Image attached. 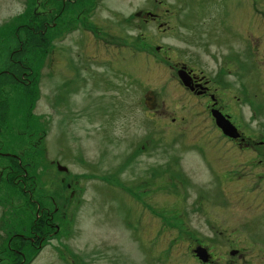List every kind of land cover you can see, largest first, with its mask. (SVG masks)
<instances>
[{"label": "rangeland", "instance_id": "374dc122", "mask_svg": "<svg viewBox=\"0 0 264 264\" xmlns=\"http://www.w3.org/2000/svg\"><path fill=\"white\" fill-rule=\"evenodd\" d=\"M32 1L0 0V71L9 70L15 60H21L36 74L28 87L12 83L0 72V153L20 159L18 167L15 160L0 156V264H201L192 256L197 248L191 249L196 245L212 254L211 264H219L218 257L230 248L248 247L231 231L236 224L242 229L241 223L251 212L248 207L252 203L245 201L248 196L239 193L253 185H249L247 162L238 156L233 164L231 147L205 143L212 133L208 129L209 136L203 135L201 116L166 127L172 118L185 114L176 112L181 96L171 85V76L161 69L155 47H170L173 55L183 59L186 19L198 20L195 28H210V23L214 28L223 26L222 18L228 14L225 16L234 28L238 25L230 45H254L258 60L255 74L264 82V0H161L157 9L164 22L161 27L158 22L143 19L145 10H156V2L105 0L96 17L106 20L98 23L105 32L100 35L106 45H87L77 57L80 61L88 58L86 63L96 73H104V78L84 76V83L81 75L76 76V55L71 45L72 52L68 47L63 49L64 58L57 48L53 50L44 64L51 56L52 63L45 68L38 45L16 44L19 37L25 40L28 34L17 29L24 13L17 14L26 3L33 8L37 0ZM46 3L47 11L54 12L55 1ZM76 35L69 34L66 41L72 42ZM46 36L47 45H57L59 36L54 26ZM34 41L38 44L37 39ZM58 58L64 63L61 68L66 64L60 77L54 69L59 66ZM206 62L209 73L212 64ZM38 69L42 78L37 75ZM14 73L18 76L20 72ZM26 76L32 80L29 73ZM75 76L81 80H75ZM75 83L77 89L69 94L67 88ZM147 91L162 96L155 99L159 116L153 120L143 102ZM58 93L64 95L63 101L70 100L62 115L57 106ZM20 99H24V105L22 102L19 106L32 105L31 113H17ZM161 100L166 101L168 110ZM240 112L241 121L253 126L250 109L243 106ZM40 114L48 115L50 121L43 156L26 151L42 134ZM260 119L264 121V114ZM22 152L24 156H20ZM54 161L67 168V174L56 173ZM23 165L24 182L16 178L11 183L12 176L22 175ZM9 169L15 171L12 176L7 175ZM226 172L230 173L228 179ZM178 174L185 180L174 176ZM66 183L77 188L74 197H70ZM222 183L229 184L233 191ZM255 192L250 190V200H254ZM50 195L59 211L66 213L63 236L31 259L30 254L36 251L31 244L13 240L7 245L5 241L12 230L31 236L28 225L36 219L37 206L29 205L28 198H39L43 207L53 211L55 206L45 198ZM13 246L19 253L30 254L24 260L17 258Z\"/></svg>", "mask_w": 264, "mask_h": 264}, {"label": "flooded vegetation", "instance_id": "af4514ba", "mask_svg": "<svg viewBox=\"0 0 264 264\" xmlns=\"http://www.w3.org/2000/svg\"><path fill=\"white\" fill-rule=\"evenodd\" d=\"M54 1V12L51 10L47 11V0H37V3L34 2L32 4L33 8H30L28 3H26L22 11L17 14L19 15L24 13V21L18 24L17 29L19 28L21 33L25 32V34H28H26L25 40H19L21 38L19 37L16 44L38 45L40 49L41 65L46 62L48 55L52 54L53 50H56V48L60 57L64 58L63 49L71 45L75 50L74 55H76V76L81 75L83 83L85 81L84 76H92L93 80L96 78L103 79L104 73H96L92 69L91 64L86 63L88 58L87 60L82 59V61H80L79 58L80 55L84 53V48L87 45H106L100 35L105 32L101 31L98 25V23L103 24L106 20L103 18L99 20L96 17L98 15L96 12L102 9V4L105 0ZM151 1L153 3H157L156 10H145L144 15L146 17L143 19L147 23L158 22L161 27L164 22L161 21V15L158 13L157 9L159 8V5H161L162 1ZM29 2L33 1L29 0ZM162 5L164 6L163 3ZM36 6L37 8H34ZM227 12H229L228 9ZM225 15L228 14H224V17L222 18L223 26L217 24L213 28L212 23H210V28H195L194 23L198 20L190 22L188 13H186V16L188 17L185 21V35L187 41L184 44L183 59L173 55L174 49L171 51L170 47L164 49L163 47L156 45L155 53L160 55L157 58H160L158 60L161 61V69L164 72L166 71L167 74L171 76V81H169L176 91L178 89V92L180 93L179 95L181 96V98L178 96V101H176V107L178 106L177 109L176 107L173 109H176V112L185 114L180 117L177 116L176 118H172L170 123L166 124V127L176 125L180 123L181 120L189 122V119L201 116V130L206 133L203 135L209 136L207 134L208 129H210V133H212V138L210 137L211 140L208 138L205 143H211L214 147H231L234 150V155H232L233 164L237 160L238 156L246 160L247 168L249 169V176H251V181L248 183L249 185H253L248 188L249 191L247 189H243V191H239V193H244L248 196V199L245 201H250L252 203L251 206L248 207L251 209V212L247 210L249 213L246 212L248 216L243 220V223H241L242 229H239V224H236L232 227L231 231L232 234H237V238L241 237L244 239L246 243H248V247L230 248L224 255H220L218 259L220 261L219 264H222L223 262L226 264H264V121L260 119L261 115L264 114V97H262L264 96V82H262L261 76H256L255 74V62L258 60L255 58L254 45H230L234 39L233 36L237 35L236 30H238V25L234 28L232 21H230ZM52 26L55 27L59 36V40L55 46L50 44L47 45L46 33ZM73 33L77 34L74 37V40L72 42L66 41L69 34ZM36 39L38 40V44L34 41ZM28 40L33 42H28ZM212 41H215L216 45H211L213 44ZM223 43L227 45H221ZM48 49H50L49 52ZM79 49L81 50L79 51ZM67 50L71 51V48L68 47ZM58 61L59 66L56 65L54 69L56 75L60 77V75H63L65 71L66 64L61 68L64 63L61 64L62 60L59 58ZM206 61L212 64V68L209 72L210 74L207 72L208 64ZM51 63L52 56L49 58V62L44 64L46 65L45 68H47V66ZM196 64L200 67L196 68ZM26 68L28 72L25 70ZM15 70L20 72L18 73V76L14 73ZM0 72H2V75L9 76L12 83H24L23 85L28 87L31 82L34 83V80H36L34 79L36 78V74H33L34 69L30 68L29 65H26V63L21 60H15L11 64L9 70H1ZM28 73L32 80L27 78L26 75ZM37 75L42 78V71H39L38 69ZM76 76L75 80L80 79ZM23 87L21 88L25 90L26 87ZM77 87L78 86L75 83L70 86V89L67 88L69 94L72 93V90H76ZM158 94L160 93L147 91L144 95L143 102L151 112V116L149 117L151 120L156 119L159 116L157 108L158 101L155 100L156 97L158 99ZM63 96L64 95H59V93L56 96L58 110L61 115L63 109L65 112V108L68 105L67 103L70 101L67 99L63 101ZM24 99H20L17 104V113L19 112L23 115L31 113L32 107L31 104L30 108L28 105L24 107L19 106L22 102L24 105ZM27 99L29 100V97ZM161 103L163 106H166V109L168 108L166 101L161 100ZM243 106L250 109V119L254 122L253 126L245 124V121H241L240 107ZM104 114L105 113L99 114L98 117H100V115L103 117ZM110 117L112 116H109L108 118L110 119ZM60 118L62 120V116ZM73 118H75V116H73ZM110 120H113V117ZM40 121L42 124H40L42 134L39 138L31 142V149L26 148V151H31L34 155L38 154V156H43L45 155V151L43 149L44 143L46 142L45 137H47V133L45 131L48 130V126L50 125L49 116L42 114ZM217 121L220 123L219 125L217 124ZM226 125L230 128H226ZM27 137H29V135ZM106 140L107 139H104V141ZM95 145L96 144H92L91 146L94 147ZM243 152L247 153L245 155H240ZM0 156L15 160L18 167L20 166L19 157L13 155L9 156V154L6 153L5 155L0 153ZM20 156H24V152L20 153ZM52 163L56 166V173L64 172L67 174L68 170H62L61 168H63V166L58 164L57 161ZM25 166L26 165H23L21 167L22 175L15 174V176H12L15 171L12 169H9V171L7 170V175L11 174L10 176H12L11 183H14L13 180L16 178H20L18 179V182H24L22 177H25ZM157 172L159 173V171L156 170V174ZM172 172L177 171L173 170ZM225 174L228 175L225 179L230 178L229 172H226ZM169 176L171 177V174H169ZM174 176H178L179 178H182V180H185V178L180 174ZM5 179L9 180V176ZM182 182L184 184V181ZM224 183H222V186ZM224 187L231 191L234 189L229 187V184H224ZM66 188L69 191L70 197H74L75 193L78 192L77 188H74L71 183H66ZM250 190L257 191L253 193L255 195L254 200H250ZM25 191L28 192L27 190ZM220 193H222V191ZM45 198H48L52 205L55 206L56 201L52 195ZM28 199L30 201L29 205L36 204L37 206L36 214H34L36 215V219H33L28 225V232L31 236L25 237L21 235L22 233H15V231L12 230V232L10 231L11 236L8 240L6 238L5 243H7V245H12L11 243H14L13 240H21V242L31 244L32 249L36 251L32 254L28 252L27 255L30 254L31 259H33L38 257L44 248L48 247V243L58 241L59 237L63 236L62 233L64 231L63 227L66 213L59 211V206H55L54 210L50 211L48 208L43 207L41 202H39V198L32 200L31 197H29ZM139 199L138 195L137 200ZM45 204L46 203H44V206ZM220 204L223 205L224 203ZM148 207L152 211L151 207ZM236 221V219L233 220V222ZM24 230L25 229H22V231ZM259 231H262L263 233H258ZM4 237H6V235ZM201 246L202 245H196L191 249V251L199 247L203 248V246ZM13 247L12 252L13 250L15 251V246ZM206 253L208 255L206 262L201 261L196 254H192V256L198 263L211 264L214 260L213 256L208 252V250ZM15 254L17 258L22 260H24L27 256L24 253H19L17 251H15ZM228 256L231 258L229 259Z\"/></svg>", "mask_w": 264, "mask_h": 264}, {"label": "water", "instance_id": "95a60500", "mask_svg": "<svg viewBox=\"0 0 264 264\" xmlns=\"http://www.w3.org/2000/svg\"><path fill=\"white\" fill-rule=\"evenodd\" d=\"M223 122V121H222ZM225 123V122H223ZM217 124L219 125L220 123L217 121ZM226 128H230L229 126L226 125ZM62 170H65V168H61ZM194 253L196 254V256L203 262L207 261L208 255L206 253V250L203 248H197Z\"/></svg>", "mask_w": 264, "mask_h": 264}, {"label": "trees", "instance_id": "16d2710c", "mask_svg": "<svg viewBox=\"0 0 264 264\" xmlns=\"http://www.w3.org/2000/svg\"><path fill=\"white\" fill-rule=\"evenodd\" d=\"M7 235V234H6Z\"/></svg>", "mask_w": 264, "mask_h": 264}]
</instances>
